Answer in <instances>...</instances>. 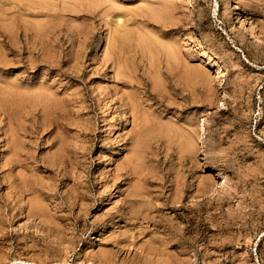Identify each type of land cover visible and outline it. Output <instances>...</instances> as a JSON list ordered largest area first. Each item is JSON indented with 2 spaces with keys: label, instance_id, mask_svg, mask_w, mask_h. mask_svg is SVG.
Instances as JSON below:
<instances>
[{
  "label": "rangeland",
  "instance_id": "obj_1",
  "mask_svg": "<svg viewBox=\"0 0 264 264\" xmlns=\"http://www.w3.org/2000/svg\"><path fill=\"white\" fill-rule=\"evenodd\" d=\"M31 1L0 0V264H264V0Z\"/></svg>",
  "mask_w": 264,
  "mask_h": 264
},
{
  "label": "bare ground",
  "instance_id": "obj_2",
  "mask_svg": "<svg viewBox=\"0 0 264 264\" xmlns=\"http://www.w3.org/2000/svg\"><path fill=\"white\" fill-rule=\"evenodd\" d=\"M33 1H34V0H33ZM33 1H31V2H33ZM13 2H14V1H13ZM15 2H16V1H15ZM31 2H30V3H31ZM34 2H35V1H34ZM20 3H21V2H20ZM20 3H18L17 5L20 6ZM27 3H28V2H27ZM36 3H37V2H35V4H36ZM22 5H24V4H22ZM22 5H21V6H22ZM28 6H29V5H28ZM34 6H35V5H34ZM25 7H26V4H25ZM30 7H31V5H30ZM19 8H20V7H19ZM23 8H24V7H23ZM23 8H22V9H23ZM32 8H33V7H32ZM34 26H35V25H34ZM36 31H37V29H36ZM37 32H38V31H37ZM37 32H36V33H37ZM0 33H1V32H0ZM36 33H35V34H36ZM37 34H38V33H37ZM38 36H39V35H38ZM119 37H120V36H119ZM122 38H124V37L122 36ZM118 39H119V38H118ZM120 39H121V38H120ZM120 39H119V40H120ZM123 40H124V39H123ZM121 41H122V40H121ZM115 43H116V42H115ZM8 44H9V43H8ZM116 44H117V43H116ZM12 51H13V50H12ZM169 51H170V50H169ZM174 51H175V50H174ZM31 52H32V51H31ZM172 52H173V51H172ZM177 52H178V51H177ZM165 53H166V52H165ZM170 53H171V52H170ZM172 54H173V53H172ZM0 55H1V54H0ZM29 55H30V54H29ZM29 55H28V56H29ZM114 55H115V54H114ZM165 55L167 56V54H165ZM21 56H23V55L21 54ZM24 56H25V55H24ZM109 56H110V55H109ZM169 56H170V55H169ZM29 57H30V56H29ZM37 57H38V56H37ZM0 58L2 59V57H0ZM23 58H24V57H23ZM33 58H34V57H33ZM177 58H178V57H177ZM31 59H32V58H31ZM119 59H120V58H119ZM169 59H170V58H169ZM173 59H175L174 56H173ZM178 59H179V58H178ZM178 59H177V60H178ZM17 60H18V59H17ZM42 60H43V59H42ZM115 60H116V58H115ZM5 61H6V60H5ZM26 61H27V60H26ZM28 61H29V60H28ZM31 61H32V60H31ZM40 61H41V60H40ZM10 62H11V61H10ZM19 62H20V61H19ZM24 62H25V61H24ZM33 62H34V61H33ZM6 63H7V62H5V64H6ZM8 63H9V60H8ZM25 63H26V62H25ZM25 63H24V64H25ZM28 63H30V61H29ZM28 63H27V64H28ZM24 64H23V65H24ZM45 64H46V62H45ZM49 64H50V63H49ZM115 64H117V63H115ZM119 64H120V63L118 62V65H119ZM19 65H20V64H19ZM25 66H26V65H25ZM29 66H30V64H29ZM47 66H49V65H47ZM115 66H116V65H115ZM183 66H184V65H183ZM185 66H186V65H185ZM185 66H184V67H185ZM23 67H24V66H23ZM30 67H31V66H30ZM32 67H33V66H32ZM51 68H52V67H51ZM121 68H122V67H121ZM181 68H182V67H181ZM189 69H190V68H189ZM181 70H182V69H181ZM185 70H188V67H187V69L185 68ZM117 71L119 72V71H121V69H120V70H117ZM122 71L124 72V70H122ZM118 72H117V73H118ZM123 72H122V73H123ZM184 72H186V71H184ZM188 72L190 73L191 71H188ZM180 73H181V72H180ZM182 73H183V72H182ZM118 74H119V73H118ZM123 74H124V73H123ZM178 74H179V73H178ZM186 74H188V73L186 72ZM186 74H185L186 78H185L184 76H183V77H184L185 79H188ZM182 75H183V74H182ZM188 75H189V74H188ZM190 75H191V74H190ZM183 77L181 76V78H180V76H179V79H183ZM188 77H189V76H188ZM192 77H193V74H192ZM179 79H178V80H179ZM180 81H181V80H180ZM183 81H184V79H183ZM185 82H186V80H185ZM7 84H8V82H7ZM10 84H11V83H10ZM14 87H15V86H13V88H14ZM17 87H19V86H17ZM20 88H21V87H20ZM22 88H23V87H22ZM30 88H31V87H30ZM41 88H43V87H41ZM41 88H40V89H41ZM14 89H15V88H14ZM25 89H26V88H25ZM37 89H38V88H37ZM21 90L24 91V89H21ZM28 90H29V88H28ZM32 90H33V88H32ZM41 90H42V89H41ZM47 90H48V89H47ZM5 91H6V88H5ZM15 91H16V90H15ZM33 91H35V90H33ZM38 91H39V90H38ZM42 91L46 92L45 90H42ZM9 92H10V91H9ZM11 92L14 93L13 90H11ZM11 92H10V93H11ZM25 92H26V91H25ZM31 92H32V91H31ZM47 92H49V91H47ZM12 93H11V94H12ZM19 93H21V92H18V93H17V91H16V94H19ZM32 93H34V92H32ZM32 93H31V94H32ZM49 93H51V92H49ZM1 94L4 95L5 93H4V94L1 93ZM16 94H15V96H16ZM26 94H27V93H26ZM8 95H9V94H8ZM8 95H7V93H6V98L8 97ZM23 95H24V93H23ZM29 95H30V94H29ZM49 95H50V94H49ZM49 95H47V97H45V96H44V97H45V98H48ZM50 96H53V98H54V94H53V95H50ZM130 96H131V94L129 95V97H130ZM16 97H17V96H16ZM19 97H20V96H19ZM26 97H28V96H26ZM29 97H30V96H29ZM32 97H33V96H32ZM32 97H31V98H32ZM41 97H42V95H41ZM44 97H43V98H44ZM127 97H128V94H127ZM132 97H133L134 100L137 99L136 97L134 98L133 95H132ZM9 98L11 99L10 96H9ZM20 98H21V99H20ZM20 98H18V99L21 101V100H22V97H20ZM31 98H30V99H31ZM36 98H37V97H35V99H36ZM38 98H39V97H38ZM45 98H44V99H45ZM55 98H56V97H55ZM12 99H13V98H12ZM28 99H29V98H28ZM32 99H33V98H32ZM39 99H40V98H39ZM56 99H57V98H56ZM23 100H24V99H23ZM36 100H37V99H36ZM46 100H47V99H46ZM53 100H54V99H53ZM131 100H132V98H130V101H131ZM8 101H9V100H8ZM34 101H35V100H34ZM56 101H57V100H56ZM132 101H133V100H132ZM132 101L129 102V103H132ZM137 101H138V99H137ZM10 102H11V101H10ZM17 102L19 103V101H17ZM17 102H16V104H17ZM24 102H25V101H24ZM26 102L29 103V102L27 101V98H26ZM36 102H37V101H36ZM36 102H35V103H36ZM38 102H39V101H38ZM38 102H37V103H38ZM41 102H42V101H41ZM48 102H49V101H48ZM50 102H51V101H50ZM50 102H49V103H50ZM52 102H53V101H52ZM57 102H58V101H57ZM133 102H134V101H133ZM8 103H9V102H8ZM8 103H7V104H8ZM22 103H23V101H22ZM45 103H46V101H45ZM45 103H44V104H45ZM53 103H55V101H54ZM123 103H124V102H122V104H123ZM127 103H128V102H127ZM32 104H33V102H32ZM38 104H39V103H38ZM38 104H35V106H37ZM57 104H58V103H56V106H55V105H54V106L57 107V106H58ZM120 104H121V103H120ZM122 104H121V105H122ZM134 104H135V103H134ZM137 104H138V102H136V105H137ZM13 105H14V104H13ZM22 105H23V104H22ZM24 105H25V104H24ZM49 105H50V104H49ZM124 105H125V103H124ZM131 105H132V104H131ZM140 105H141V103H140ZM140 105H139V106H140ZM8 106H11L10 103H9ZM39 106H41V105H39ZM50 106H52L51 108L54 107L53 105H50ZM118 106H119V104H118ZM133 106H135V105H133ZM5 107H6V106H5ZM25 107H26V106H25ZM25 107H24V108H25ZM27 107H28V104H27ZM29 107H32V106L29 105ZM46 107H47V106H46ZM55 107H54V108H55ZM126 107H127V106H126ZM131 107H132V106H131ZM131 107L128 106V108H131ZM17 108H19V106H17ZM36 108H37V107H36ZM40 108H41V107H40ZM48 108H49V106H48ZM51 108H50V109H51ZM61 108H62V107H61ZM122 108H123V105H122ZM134 108L137 109L138 106H137V108H136V107H134ZM134 108H131V109L135 110ZM21 109H22V107H21ZM28 109H29V108H28ZM28 109H27V111H28ZM31 109L33 110L34 108H31ZM50 109H49V110H50ZM58 109H59V108H58ZM139 109H140V108H139ZM7 110H8V109H7ZM35 110H36V109H35ZM43 110H44V109H43ZM49 110H48V111H49ZM129 110H130V109H129ZM129 110H128V111H129ZM20 111H21V110H20ZM20 111H19V112H20ZM23 111H24V110H23ZM25 111H26V110H25ZM46 111H47V110H46ZM48 111H47V112H48ZM53 111H54V110H53ZM122 111H123V110H122ZM138 111H139V110H136V112H138ZM21 112H22V111H21ZM43 113H45V111H44ZM49 113H50V112H48V114H49ZM130 113H131V112H130ZM132 113H133V112H132ZM132 113H131V114H132ZM20 114H21V113H20ZM48 114L46 113V116H47ZM6 115H7V114H6ZM15 115H16V114H15ZM23 115H24V114H23ZM10 116H11V115H10ZM10 116H9V118H8V121H9L10 123L12 122V124H13V122L15 121V119H10ZM27 116H28V115H27ZM27 116H26V117H27ZM31 116H32V115H31ZM36 116H37V115H36ZM43 116L45 117V115H43ZM132 116H134V115H132ZM139 116H141L140 113H139ZM11 117H12V116H11ZM26 117H25V118H26ZM57 117H58V116H57ZM135 117H136V115H135ZM5 118H6V117H5ZM17 118H18V115H17ZM17 118H16V119H17ZM21 118H22V117H21ZM21 118H20V120H22ZM131 118H132V117H131ZM133 118H134V117H133ZM18 119H19V118H18ZM30 119H31V118H30ZM140 119H141V117H140ZM144 119H145V118H144ZM6 120H7V119H6ZM10 120H14V121H10ZM20 120H19V121H20ZM23 120H24V119H23ZM25 120H26V119H25ZM35 120H36V119H35ZM35 120H34V121H35ZM132 120H133V119H132ZM8 121H7V122H8ZM27 121H29V120H27ZM130 121H131V120H130ZM134 121H136V119H135ZM137 121H138V119H137ZM137 121H136L135 123H137ZM9 122H8V123H9ZM17 122H18V120H17ZM56 122H57V121H56ZM34 123H35V122H34ZM34 123H33V126H34ZM38 123H39V121H38ZM130 123H131V122H130ZM132 123H133V122H132ZM138 123H139V121H138ZM14 124H15V123H14ZM17 124H18V123H17ZM24 124H25V123H24ZM24 124H23V125H24ZM28 124H29V123H28ZM31 124H32V123H31ZM36 124H37V123H36ZM40 124H41V123H40ZM133 124H134V123H133ZM133 124H132V125H133ZM141 124H142V123H141ZM145 124H146V123H145ZM6 125H7V124H6ZM37 125H38V124H37ZM143 125H144V124H143ZM166 125H167V124H166ZM8 126H9V128H10V124H9ZM8 126H7V127H8ZM11 126H12V125H11ZM41 126H42V124H41ZM137 126L139 127L140 125L137 124L136 127H137ZM152 126H154V124H153ZM160 126H161V125H160ZM160 126H159V127H160ZM17 127H18V126H17ZM26 127H28V126L26 125ZM144 127H145V126H144ZM144 127H143V128H144ZM162 127H163V125H162ZM164 127H165V126H164ZM164 127H163V128H164ZM170 127H171V126H170ZM170 127H169V128L167 127L168 131H169ZM14 128H15V127H14ZM18 128H20V127H18ZM18 128H17V129H18ZM29 128H32V127H29ZM33 128H34V127H33ZM140 128L143 129L142 127H140ZM155 128H157V127H155ZM5 129H7V128H5ZM21 129H22V128H21ZM34 129H35V128H34ZM145 129H148V130H149V128H146V127H145ZM164 129H165V128H164ZM167 129H165V130H167ZM12 130H13V129H12ZM12 130L7 129V131H11V133H14V132H13L14 130H13V131H12ZM15 130H16V129H15ZM26 130H27V129H26ZM26 130H25V131H26ZM165 130H163V131L165 132ZM21 131H22V130H21ZM32 131H33V130H32ZM145 131H146V130H145ZM16 132H17V131H16ZM18 132H19V131H18ZM18 132H17V137H18V135H19ZM22 132H23V134H24V127H23V131H22ZM26 132H27V131H26ZM29 132H30V130H29ZM141 132H142V133H140V134L143 136V132H144V130H142ZM161 132H162V130H161ZM170 132H171V134H172L174 131H173V132L170 131ZM6 133H7V132H6ZM6 133H5V135H7ZM20 133H21V132H20ZM31 133H32V132H31ZM159 133H160V132H159ZM166 133H167V132H165V134H166ZM8 134H9V133H8ZM148 134H149V133H148ZM162 134H163V133H162ZM186 134H187V133H186ZM9 135L12 136V134H9ZM20 135H21V134H20ZM20 135H19V137H20ZM24 135H25V134H24ZM138 135H139V134H138ZM138 135H137V137H138ZM141 135H140V140H141ZM144 135H145V134H144ZM169 135H170V134H169ZM169 135H168V136H169ZM187 135H188V134H187ZM187 135H185V136H187ZM13 136H14V135H13ZM135 136H136V135H135ZM165 136H166V135H165ZM170 136H171V135H170ZM15 137H16V134H15ZM19 137H18V139H19ZM22 137H23V136H22ZM137 137H135L134 139H137V140H138L139 137H138V138H137ZM7 138H8V136H7ZM11 138H13V137H10V136H9V139H11ZM24 138H25V137H24ZM186 139H187V138H186ZM6 140H7V139H6ZM13 140H14V139H13ZM140 140H139V141H140ZM142 140H143V137H142ZM145 140H146V139H145ZM16 141H17V140H16ZM134 141H135V140H134ZM8 142H9V141H8ZM24 142H25V141H24ZM59 142H60V141H59ZM137 142H138V141H137ZM5 143L7 144V142H5ZM9 143H10V142H9ZM57 143H58V142H57ZM65 143H66V142H64V144H65ZM134 143H135V142H134ZM10 144H11V143H10ZM10 144H7L6 146H9V147H10ZM23 144H24V143H23ZM61 144H62V146L64 145L63 143H61ZM66 144H67V143H66ZM137 144H138V143H137ZM139 144L141 145V143H139ZM17 145H18V144H17V142H16V144H14V146H17ZM21 145H22V144H21ZM134 145H136V144H133V146H134ZM6 146H5V147H6ZM14 146H11L10 149H11V148L13 149ZM58 146H61V145L59 144ZM67 146H68V145H67ZM19 147H20V146H19ZM23 147H24V146H23ZM23 147H22V148H23ZM63 147H64V146H63ZM63 147H62V148H63ZM65 147H66V146H65ZM134 147H135V146H134ZM136 147H137V146H136ZM138 147H139V146H138ZM7 148H8V147H7ZM62 148H59V149L61 150ZM24 149H25V148H24ZM66 149H67V148H66ZM7 150H8V149H7ZM19 150H20V149H19ZM22 150H23V149H22ZM60 150H59V152H60ZM10 151H12V150H10ZM13 151H14V150H13ZM13 151H12V152H13ZM16 151H17V150H16ZM20 151H21V150H20ZM24 151H25V150H24ZM61 151H62V150H61ZM67 151H69V150H67ZM67 151H66V152H67ZM73 151H74V150H73ZM120 151H121V150H120ZM134 151H135V150H134ZM8 152H9V151H8ZM17 152H18V151H17ZM21 152H22V151H21ZM57 152H58V151H57ZM70 152H72V151H70ZM131 152L133 153V151H131ZM136 152H137V151H136ZM9 153H10V152H9ZM68 153H69V152H68ZM118 153H119V152H118ZM7 154H8V153H7ZM7 154H5V155L7 156ZM26 154H27V153H26ZM55 154H56V153H55ZM64 154H67V153H64ZM64 154H63V157H65ZM136 154H137V153H136ZM22 155H23V154H22ZM28 155H29V154H28ZM57 155H58V154H57ZM77 155H78V154H77ZM121 155H122V154H121ZM132 155H133V154H132ZM20 156H21V155H20ZM23 156H24V155H23ZM30 156H31V155H30ZM54 156H55V155H54ZM54 156H53V157H54ZM60 156H62V155H60ZM57 157H58V156L55 157L56 160H57ZM66 157H67V156H66ZM68 157H69V156H68ZM131 157H132V156H131ZM58 158H59V157H58ZM5 159H6V158H5ZM25 159H26V158H25ZM25 159H24L23 161H26ZM28 159H29V158H28ZM30 159H31V158H30ZM60 159H61V158H60ZM60 159H59V160H60ZM69 159H70V158H69ZM9 160H11V159L9 158ZM73 160H74V159H73ZM75 160H76V159H75ZM124 160H125V161L128 160V162H129L128 157H127V159H124ZM134 160H135V159H134ZM137 160H138V159H137ZM30 161H31V160H30ZM64 161H65V160H64ZM69 161H70V160H69ZM69 161L67 160V163H69ZM71 161H72V160H71ZM7 162H8V161H7ZM7 162H6V163H7ZM12 162H13V160H12ZM130 162H131V161H130ZM130 162H129V163H130ZM133 162H134V161H133ZM6 163H5V164H6ZM15 163H16V161H15ZM21 163H22V162H21ZM23 163H24V162H23ZM28 163H29V162H28ZM50 163H51V162H50ZM55 163H56V162H55ZM62 163H63V162H62ZM136 163H137V161H136ZM136 163H135V164H136ZM131 164H132V163H131ZM13 165H14V164H13ZM17 165H18V163H17ZM19 165H20V164H19ZM25 165H26V162H25ZM56 165L58 166L59 164H56ZM64 165H65V164H64ZM64 165H63V166H64ZM137 165H139V164H137ZM9 166H10V165H9ZM45 166H47V165H45ZM54 166H55V165H54ZM60 166H62V165L60 164ZM65 166H66V165H65ZM68 166H69V164H68ZM127 166H128V165H127ZM48 167H49V166H48ZM52 167H53V166H52ZM121 167H122V166H121ZM133 167H134V166H132V168H133ZM135 167H136V166H135ZM15 168H16V167H15ZM18 168H19V167H18ZM49 168H50V167H49ZM137 169H138V168H137ZM15 170H16V169H15ZM118 170H119V169H118ZM120 170H121V168H120ZM122 170H123V169H122ZM125 170H126V169H125ZM128 170H129V169H128ZM11 171H12V169H11ZM123 171H124V170H123ZM123 171H122V172H123ZM120 172H121V171H120ZM122 172H121V173H122ZM20 173H21V172H20ZM20 173H19V174H20ZM125 174L128 176L130 173L127 174V172H126ZM122 175H123V173H122ZM134 175H135V174H134ZM134 175H133V176H134ZM19 177H20V175H18V179H20L22 176H21L20 178H19ZM23 177H25V176H23ZM128 177H129V176H128ZM128 177H127V178H128ZM131 177H132V176H131ZM16 180H17V179H16ZM26 180H27V179H26ZM21 181H23L22 178H21L20 182H21ZM32 181H33V180H32ZM15 182L17 183V181H15ZM33 182H34V181H33ZM33 182L31 183V180H30V184H33ZM23 183H24V182H23ZM25 183H26V182H25ZM28 183H29V182H28ZM19 184H20V183H19ZM19 184H17L18 187H21ZM30 184H28V185H30ZM21 185H22V184H21ZM25 185H26V184H25ZM25 185H24V187H25ZM77 186H78V185H77ZM26 187H27V185H26ZM34 187H35V185H34ZM34 187H33V188H34ZM9 188H10V187H9ZM12 188H13V187H12ZM33 188H32V189H33ZM35 189H36V187H35ZM37 189H38V188H37ZM21 190H24V189H21ZM132 190H133V189H132ZM132 190H131V191H132ZM34 191H35V190H34ZM34 191H33V192H34ZM131 191H130V193L133 192V191H132V192H131ZM134 191H135V190H134ZM136 191L138 192V191H140V190H137V189H136ZM35 192H36V191H35ZM123 193H124V192H123ZM128 193H129V191H128ZM130 193H129V194H130ZM17 194H19V193H17ZM20 194H22V193H20ZM140 194H141V193H140ZM17 196H18V195H17ZM17 196H16V197H17ZM80 196H81V195H80ZM127 196H128V195H127ZM18 197H19V196H18ZM18 197H17V198H18ZM82 197H84V196H82ZM110 197H111V196H110ZM129 197H130V196H129ZM17 198H16V199H17ZM20 198H21V197H20ZM80 198H81V197H80ZM80 198H78V199H80ZM125 198H126V197H125ZM135 198H136V197H135ZM179 198H180V197H179ZM82 199H83V198H82ZM82 199H81V200H82ZM126 199H127V198H126ZM128 199H129V198H128ZM136 199H137V198H136ZM177 199H178V197H177ZM18 200H19V199H18ZM29 201H30V200H28L27 202H29ZM84 202H85V200H84ZM34 203L37 204V201H35ZM30 204H31V203H30ZM38 204H39V203H38ZM40 205H42V204L40 203ZM27 206H28V205H27ZM32 206H34L35 208H38V206H35V204L31 205V207H32ZM29 207H30V206H28V208H29ZM39 207H40V206H39ZM42 207H43V206H42ZM170 208H171V207H170ZM177 208H178V207H177ZM186 208H187V207H186ZM9 209H10V208H9ZM25 209H26V210H29L30 208H29V209L25 208ZM32 209H33V208H32ZM12 210H13V209H12ZM34 210H35V209H34ZM37 210H39V209H37ZM37 210H35V211H37ZM40 210H41V209H40ZM10 211H11V210H10ZM118 211H119V210H118ZM191 211H192V210H191ZM27 212H28V211H27ZM40 212H41V211H40ZM40 212H39V213H40ZM180 212H181V211H180ZM30 213H31V212H30ZM32 213H33V210H32ZM34 213H35V214L37 213L36 215L39 214L38 212H34ZM34 213H33V214H34ZM41 213H42V212H41ZM83 213H84V212H83ZM123 213H124V212H123ZM185 213H186V212H185ZM182 214H184V212H183ZM29 215L32 216V214H29ZM42 215H43V214H42ZM117 215H118V214H117ZM40 216H41V215H40ZM82 217H83V216H82ZM112 218H113V217H112ZM112 218H111V219H112ZM125 218H126V217H125ZM130 218H132V217H130ZM122 220H123V219H122Z\"/></svg>",
  "mask_w": 264,
  "mask_h": 264
}]
</instances>
